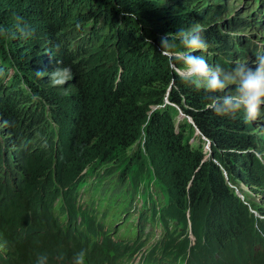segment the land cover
Returning <instances> with one entry per match:
<instances>
[{"label":"trees","instance_id":"16d2710c","mask_svg":"<svg viewBox=\"0 0 264 264\" xmlns=\"http://www.w3.org/2000/svg\"><path fill=\"white\" fill-rule=\"evenodd\" d=\"M204 12L167 11L156 0H0V26L8 30L0 35V120L13 134L8 141L21 144L32 135L37 141L31 150L27 146L11 152L23 158L26 179L16 176L14 186L0 175V223L8 228L38 218L46 206L40 198L47 185L74 179L77 161L144 137L166 174L170 208L183 217L189 211L193 218L197 243L192 246L186 232L181 234L188 242L184 248L192 255L199 252L196 246L206 252L203 264L256 262L259 244L264 245V226H259L263 236L258 238L254 214L232 187L235 180L249 175L264 188V173L259 172L258 158L249 148L261 145L255 140L253 122L245 119L243 111L228 117L209 110L205 99L209 94L184 79L180 59L160 54L166 36L174 41L177 56L191 54L193 49L186 48L177 33L192 30L191 14L201 17ZM17 16L34 30L31 37L21 39L16 33ZM215 21L211 15L197 22L207 48L193 50L192 55L203 56L210 68L235 66L223 56L234 54L223 51L238 44ZM55 67L71 69L68 89L58 91L59 86L50 80L44 82L45 73ZM197 130L209 142V153L203 152L205 141L200 140L199 149L190 145ZM51 144L55 156L42 151L52 149ZM6 146L0 140V168L12 163ZM69 201V214L86 217L90 231L71 232L58 221L41 218L39 223L49 227L53 237L40 232L31 241L30 232L35 233L31 229L15 235L13 245L25 246L45 237L47 244L52 238L62 245L67 237L81 250L90 248L91 258L96 244L87 246V238L102 230V222L76 199ZM38 202L28 216L27 206ZM177 240L169 239V253L179 246ZM122 247L128 245L114 249L119 252Z\"/></svg>","mask_w":264,"mask_h":264},{"label":"rangeland","instance_id":"374dc122","mask_svg":"<svg viewBox=\"0 0 264 264\" xmlns=\"http://www.w3.org/2000/svg\"><path fill=\"white\" fill-rule=\"evenodd\" d=\"M156 1L166 7L167 11L200 13L204 10V15L201 17L191 14L189 21L192 23L189 24L193 29H200L197 22L213 15L215 23L222 25V31L231 35L230 40L238 44V47L223 51L234 54L233 56L223 55L229 62L247 63V66L255 68L256 56L264 54V0ZM212 25L215 26L214 23ZM240 50H244L245 53ZM193 53L192 50L191 54ZM233 67L229 66L223 70H230ZM47 73L49 72L45 73V83L50 80ZM180 73L185 75L182 70ZM69 81L56 89L58 91H62L63 88L68 89ZM182 116L185 115L182 114ZM48 121L57 125L52 118ZM252 122L255 140L261 145L249 148L258 158V160L255 159V165L259 166L258 170L263 174L264 108L261 109L260 117ZM6 128L4 120H0V140L6 143L7 152L9 155L12 154L13 158L11 166L0 168L2 169L0 175L2 180L16 186L15 177L26 179L27 175L23 169V158L18 156L19 153L11 152L22 151L27 146L31 150L37 141H34L36 138L33 137L34 135L28 137L29 142L25 139L21 144L8 141L13 134ZM200 140L205 141L203 152L209 153V142L200 135L198 130L196 139L191 138L189 143L199 149L201 148ZM51 147L52 149L49 150H47L48 147L43 149V153L49 151L54 155L55 145L51 144ZM86 157L85 160L74 164L77 169L74 179H70L65 184L57 180L47 185L48 188L40 198L46 206L43 207V212H38V218L33 217L30 221L24 219L18 221L19 224L8 228L0 223V264H36L37 257L41 254L48 257L47 264H73V257L81 251L86 253L85 264H103L104 259H107L104 264H203L201 259L206 252L196 246L199 252L197 255H192L188 247L184 248L188 242L185 241L186 235L181 234L186 232L189 243L192 246L197 243L194 225H192L193 218L189 211H186V217H183L181 212L170 208L169 191L163 180L166 174L162 171V165L156 161L152 145L148 144L144 137L132 145L115 146L104 152L90 153ZM13 173L15 176L12 175ZM247 177L248 179L235 180V185L232 187L254 214L253 230L257 231L259 238L263 236V233L259 232V226H264V188L254 184L249 175ZM72 198L85 207L88 213L95 214L97 220L102 222V230L96 231L95 235L92 234L87 238V246L91 243L96 244V252L91 258L87 255L90 248L81 250L76 243H69L67 237L62 245L58 241H53L52 238L47 244L46 237H53L54 233L49 227L39 223L41 218L50 219L54 223L58 221L63 228H69L71 232L90 231L86 230L90 227L86 223L88 222L86 217L81 219L79 215L73 217L69 214L71 212L69 200ZM26 204H28L27 199ZM34 204V207L27 206L28 216L31 210L35 211L39 206V202L38 205ZM31 229L35 231L33 236H31L33 232H30L31 241L40 232H46V237L25 246L23 242H20L22 245H13L11 240L15 238V235L20 236L21 233L29 232ZM178 230L180 233L173 237ZM11 231H14V235ZM105 234H108V237L103 239L102 236ZM171 238H178L179 246L169 253L167 245ZM108 241L111 243L107 248L105 246ZM118 244L128 245V248L122 247L118 252L114 249V246ZM98 248L99 251H97ZM263 248L264 245L260 243L257 251L260 256L256 255L254 264H264V257H261ZM100 252V255H96Z\"/></svg>","mask_w":264,"mask_h":264},{"label":"clouds","instance_id":"9594fccd","mask_svg":"<svg viewBox=\"0 0 264 264\" xmlns=\"http://www.w3.org/2000/svg\"><path fill=\"white\" fill-rule=\"evenodd\" d=\"M16 33L21 39L31 37L34 30L23 21L22 17H16ZM7 29L0 26V35L7 34ZM177 35L181 43L193 50L207 48L206 41L199 29L189 31L180 30ZM174 41L167 36L161 40L160 54L166 58H179L182 63L184 79L197 90L203 89L206 95L207 108L218 116L235 117L243 111L245 119L255 121L261 115L264 108V54L256 56L255 68L247 66V63L236 62L230 70H223L219 66L210 68L203 56L192 54H175ZM59 62H57L58 64ZM44 75V72H37ZM50 82L53 86H62L72 78L69 67H55L51 73ZM219 93V94H217ZM84 251L78 252L73 257V264H85ZM48 257L39 255L36 264H47Z\"/></svg>","mask_w":264,"mask_h":264},{"label":"water","instance_id":"95a60500","mask_svg":"<svg viewBox=\"0 0 264 264\" xmlns=\"http://www.w3.org/2000/svg\"><path fill=\"white\" fill-rule=\"evenodd\" d=\"M191 123H193V122L191 121Z\"/></svg>","mask_w":264,"mask_h":264}]
</instances>
